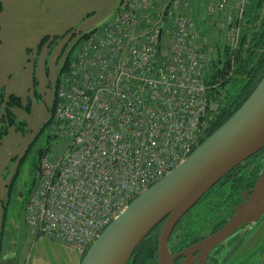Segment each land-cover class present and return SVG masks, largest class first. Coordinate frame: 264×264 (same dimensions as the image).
Masks as SVG:
<instances>
[{"label": "built area", "instance_id": "built-area-1", "mask_svg": "<svg viewBox=\"0 0 264 264\" xmlns=\"http://www.w3.org/2000/svg\"><path fill=\"white\" fill-rule=\"evenodd\" d=\"M170 1L121 0L114 19L81 41L61 74L50 133L64 147L56 157L42 155L24 206L36 235L84 254L210 130L217 102L205 82L207 48L191 0L174 1L160 38L158 8ZM245 3L209 4L211 13H236L221 24L235 46Z\"/></svg>", "mask_w": 264, "mask_h": 264}, {"label": "rangeland", "instance_id": "rangeland-1", "mask_svg": "<svg viewBox=\"0 0 264 264\" xmlns=\"http://www.w3.org/2000/svg\"><path fill=\"white\" fill-rule=\"evenodd\" d=\"M245 2L244 7H242L245 11L247 10V7L255 8L257 9V13L260 12V15L258 14L259 23H251V25L245 26V28L250 27L248 33L249 43H247L245 51L241 52V54L238 52V49L240 48L244 29H240L239 41L237 46H235L228 40V38H230L229 34L227 30L223 28L225 24L224 26H221L223 22L225 23L226 20L228 21L229 16L236 17V13L215 10L211 13L209 11V0H199L198 7L196 8L197 12L195 13V16L197 18V26L202 33V38L204 39L209 57L207 71L212 64H215L219 59H223L225 55L232 61L231 69L227 74V78H225L227 80L235 76V80H237V77L238 80L241 79V77H244V75L238 73L235 74V69L237 70L238 64L237 56L239 57L242 55L245 57V55H247L246 50L250 47L251 40L261 29L260 25L264 24V0H245ZM252 4H259L260 7L256 8L252 6ZM164 9L165 7L163 5L158 8L160 13H162ZM159 19V16L155 17V21ZM75 33L80 34L85 32ZM73 36L74 35L72 34H68L64 40L55 41L54 44L49 46V48L45 47L43 48L44 50L41 49L39 56H37V54L35 55V53L29 52V54L32 55L29 60L37 64L35 80L39 83L36 88L38 94L35 93V96H32L30 99V114H25L24 112L17 114L18 119L25 123L24 130L20 131L17 137H12L13 134H11L8 138L2 141L3 154L0 153V181L3 177L8 178V174L14 168V164L9 161L10 159H7V156L11 153L20 154L23 148H25L30 142L32 143L31 148L26 154L25 161L20 165L18 178L13 186L12 193L10 196H6L4 201V229L6 232L4 236V254H2L1 257L6 255V250L9 252L13 250L14 253L13 259L5 262V264H81L83 258V255L72 250L67 244L58 241L53 237L36 235L24 222V206L29 197V191L38 177V165L42 153H48L50 157H56L61 153V149L64 147L65 141L59 140L55 137H49V130L45 131L40 137H33V135L38 131L39 126L48 118L49 113L47 110H49V108L47 109L45 106L47 105V107H49L51 104L50 97H54L53 87L57 76V66L59 62L63 60L66 53L71 49ZM13 55H16V52H14ZM11 64L12 63H6L5 61V65ZM5 69L6 73L0 67V75L2 78L7 74L8 69L6 67ZM31 70L32 66L28 65L29 73ZM44 70H46L47 73L48 71L50 72L51 75L49 79L43 74ZM231 84L232 83H229L228 85L225 84V86L222 87V84L217 83L215 87L220 90V93H222L223 96L226 92L228 93L227 95L233 96L236 89L239 87H232ZM219 106L218 102L215 112H218ZM22 133L25 134V136H22ZM253 170V167H251L249 173ZM1 192L0 197L4 200L5 193H3V191ZM23 195L28 197H23ZM221 203L222 201L219 196L209 195L193 208L183 221H181L174 233L171 243L173 249L178 250L179 248L194 242L199 237L214 232L220 222L224 220L225 222L228 221L231 214V207L229 208L228 204L220 206ZM233 208L234 207H232V209ZM227 210L228 214L226 215ZM237 233V238L240 243L224 264H262L261 259L264 258V216L260 222L251 224L248 227L239 230ZM233 241L234 240H231L228 244L223 246L224 249L221 250L220 260H222L221 258L230 251L231 246H234L235 243Z\"/></svg>", "mask_w": 264, "mask_h": 264}, {"label": "water", "instance_id": "water-1", "mask_svg": "<svg viewBox=\"0 0 264 264\" xmlns=\"http://www.w3.org/2000/svg\"><path fill=\"white\" fill-rule=\"evenodd\" d=\"M175 0H171L164 16ZM164 24L161 25L160 38ZM263 150V169L255 186L242 195L231 217L219 230L184 251L181 264H206L210 254L241 229L264 216V76L231 118L191 155L138 195L98 236L81 264H128L136 249L161 225L157 264H175L170 237L180 222L231 170ZM213 252V253H212ZM197 253L196 257L194 254Z\"/></svg>", "mask_w": 264, "mask_h": 264}, {"label": "crops", "instance_id": "crops-1", "mask_svg": "<svg viewBox=\"0 0 264 264\" xmlns=\"http://www.w3.org/2000/svg\"><path fill=\"white\" fill-rule=\"evenodd\" d=\"M198 1L192 0V12L194 14L197 12ZM119 2L120 0H0V67L5 73V67L8 69L4 78L0 75V91L5 90L7 95L16 94L22 97L25 102L30 101L35 93L38 94L36 88L39 83L35 80L37 64L29 60L32 57L29 52L39 56L41 49L49 48L55 41L64 40L68 34L78 35L79 33L75 32H88L105 25L113 20ZM46 36H49L50 39L45 42L41 49L38 48ZM56 36L60 38L53 40ZM14 52H16V55H13ZM5 61L12 64L5 65ZM28 65L32 66L30 73ZM43 72L45 77L49 79L50 72L47 73L46 70ZM50 100V106H45V108H49L47 110L49 115L54 97H50ZM21 112L28 114L24 109H14L16 116ZM42 125L39 126V129ZM38 131L33 137L36 136ZM19 133L20 131L16 127L9 126L8 133L0 138V153L3 154L2 141L11 134H13L12 137H17ZM22 136H25V134L22 133ZM30 143L22 149L20 154L11 153L7 156V159H10L9 161L14 164V168L8 174V178L3 177L0 181V192L5 193L4 200L0 197V264H5V262L12 260L14 256L13 250L10 252L6 250V255L1 257L4 254V236L6 232L4 229V201L5 197L10 196L12 193L13 180L16 182L18 178V176L15 177L20 169L19 162Z\"/></svg>", "mask_w": 264, "mask_h": 264}, {"label": "trees", "instance_id": "trees-1", "mask_svg": "<svg viewBox=\"0 0 264 264\" xmlns=\"http://www.w3.org/2000/svg\"><path fill=\"white\" fill-rule=\"evenodd\" d=\"M251 4V3H250ZM249 6V5H248ZM252 6L258 8L259 4ZM257 9L247 7V10L244 13L242 29L244 32L241 37L240 48L238 52L245 51V47L247 43H249L248 33L249 28H245L246 25H251V23L257 24L259 23V15L260 12H256ZM259 14V15H258ZM263 19V18H262ZM264 20V19H263ZM261 29L256 33L255 37L251 40L250 47L246 50L247 55L245 57L237 56V70L235 69V74L244 75L241 79L238 80V77L235 80V77L230 79L227 78V74L231 69V60L224 55L223 59H219L215 64H212L209 70L205 75V82L212 87L210 90V95L214 101L219 102L218 112L215 114V119L212 122L210 130L200 139L199 145L205 141L209 136H211L216 130H218L223 124H225L231 116L234 114L236 110L242 105V103L249 97V95L253 92L257 84L260 82L262 77L264 76V24L260 25ZM67 35V33H66ZM64 35V36H66ZM89 33H82L80 36H73L77 38L75 43L72 45L71 49L67 53V55L63 58V64L58 71V75L56 78V86L59 85L61 74L68 69L70 63L73 61L75 51L81 41L86 38ZM62 36V37H64ZM60 37H54L53 40L59 39ZM50 39L49 36H46L42 40V44L38 48H42ZM227 57V58H225ZM222 66V67H221ZM223 80V81H222ZM234 82V84H233ZM222 84L224 87L225 84L232 83L233 86H238L236 92L232 95L223 96L220 93V90L215 87L216 84ZM226 85V86H227ZM233 89V88H232ZM231 89V90H232ZM55 101L56 98L54 96L53 105L50 111V116L48 120L42 125L39 129L38 133L35 137H40L45 131L50 132V127L53 122V117L55 113ZM24 109L26 112L31 111V102L24 101L22 97L16 94L7 95L5 90L0 91V138H3L8 133V128L16 127L17 130L23 131L25 128V123L21 120H18L17 116L14 113V109ZM49 137H55L49 133ZM32 143H30L28 149L25 154L22 156L20 160V165L25 161L26 154L28 150L31 148ZM42 153V152H41ZM43 155V153H42ZM41 155V157H42ZM259 160V162H258ZM253 167V171L249 173L250 168ZM263 169V150L259 151L252 157H250L243 164L237 166L233 170H231L215 187H213L208 193H206L203 198L197 203H201L206 197L209 195H217L221 198L222 203L220 206L227 205L230 208V217L235 209V207L241 202L242 195L245 191L253 188L262 173ZM19 172L16 174L18 176ZM15 181L13 180V185ZM32 190V189H31ZM30 190V192H31ZM195 205L193 208H195ZM232 207H234L232 209ZM191 208L187 214L193 209ZM220 208V207H219ZM218 208V209H219ZM187 214L180 220L187 216ZM228 214V210L226 211V215ZM227 222V221H226ZM225 220L220 222L218 226L215 228L214 232L219 230L222 226L225 225ZM160 224L157 226L152 233L141 243V245L136 249L130 262L128 264H157V248H158V238L159 231L161 228ZM196 241V240H195Z\"/></svg>", "mask_w": 264, "mask_h": 264}, {"label": "flooded vegetation", "instance_id": "flooded-vegetation-1", "mask_svg": "<svg viewBox=\"0 0 264 264\" xmlns=\"http://www.w3.org/2000/svg\"><path fill=\"white\" fill-rule=\"evenodd\" d=\"M23 197H26L25 195H23ZM28 197V196H27ZM26 197V198H27ZM181 223V221L177 224V226L175 227L171 237H170V250L172 252V254L174 255H177V254H180V253H183L182 256H178L175 260V264H181L187 257L188 255H185L184 251L187 250L188 248L194 246L195 244H197L201 239L205 238L206 236L210 235H206V236H203V237H199L196 241L186 245V246H183L182 248H179L178 250H174L173 249V246H172V240H173V236H174V233L177 229V227L179 226V224ZM214 233V232H212ZM238 236V233L235 234L233 237L229 238L226 242H224V244L222 246H225L226 244H228V242H230L231 240H234L233 242L235 243L234 246L230 248V251L228 253H226V255L223 256V258H221L222 260H220V253H221V250L224 249V247H222L221 250H218L219 247H217L215 250H214V255L210 254V256L208 257V260H207V263L206 264H224L226 262V260H228L230 258V256L234 253L233 251L236 249L237 245H239V239L237 238ZM213 253V252H212ZM197 256V253L194 254V256L192 257H196ZM262 261V264H264V258L261 259ZM130 262V261H129ZM128 262V263H129ZM194 264H201L200 261L198 262H195Z\"/></svg>", "mask_w": 264, "mask_h": 264}]
</instances>
